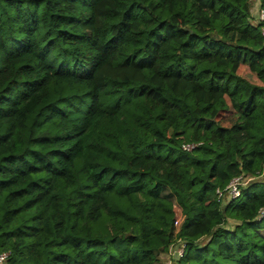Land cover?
Here are the masks:
<instances>
[{
	"label": "trees",
	"instance_id": "1",
	"mask_svg": "<svg viewBox=\"0 0 264 264\" xmlns=\"http://www.w3.org/2000/svg\"><path fill=\"white\" fill-rule=\"evenodd\" d=\"M258 8L0 0L5 264H264Z\"/></svg>",
	"mask_w": 264,
	"mask_h": 264
},
{
	"label": "built area",
	"instance_id": "2",
	"mask_svg": "<svg viewBox=\"0 0 264 264\" xmlns=\"http://www.w3.org/2000/svg\"><path fill=\"white\" fill-rule=\"evenodd\" d=\"M253 1V0H251ZM258 15H259V21L263 23L262 27V37L264 38V10L262 8H258ZM200 145L192 144V145H184L183 149L187 152H192L196 148H198ZM264 176V173L261 177ZM254 179H246L243 176L237 177L233 179L228 187L226 188L227 193L229 194V197L233 200L238 199L241 194V187L246 185L249 181ZM217 194L219 197L223 195V192L221 190H217ZM264 219V209L260 211L259 220ZM185 254V244L183 242H178L176 245H172L169 248V251L166 255L167 262L166 264H175L176 260L181 259ZM9 257L8 253L0 254V264H5Z\"/></svg>",
	"mask_w": 264,
	"mask_h": 264
},
{
	"label": "rangeland",
	"instance_id": "3",
	"mask_svg": "<svg viewBox=\"0 0 264 264\" xmlns=\"http://www.w3.org/2000/svg\"><path fill=\"white\" fill-rule=\"evenodd\" d=\"M256 13H258V12L256 11ZM257 15H258V14H257ZM248 72H249L248 69H247L246 67H243V68L241 69V71H240V75L244 76V75L248 74ZM226 115H228V114H225V116H226ZM263 180H264V176L258 179V181H263ZM167 260H168L167 257L164 256V257H163V261H162L161 264H166Z\"/></svg>",
	"mask_w": 264,
	"mask_h": 264
}]
</instances>
